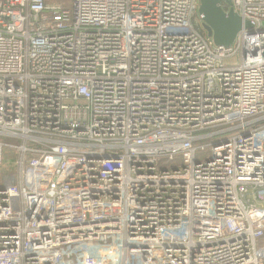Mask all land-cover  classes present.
Segmentation results:
<instances>
[{
    "label": "built area",
    "instance_id": "built-area-1",
    "mask_svg": "<svg viewBox=\"0 0 264 264\" xmlns=\"http://www.w3.org/2000/svg\"><path fill=\"white\" fill-rule=\"evenodd\" d=\"M55 1L0 0V264H264V0Z\"/></svg>",
    "mask_w": 264,
    "mask_h": 264
},
{
    "label": "water",
    "instance_id": "water-1",
    "mask_svg": "<svg viewBox=\"0 0 264 264\" xmlns=\"http://www.w3.org/2000/svg\"><path fill=\"white\" fill-rule=\"evenodd\" d=\"M199 15L204 30L217 47L229 49L243 31L253 33V24L235 11L233 0H199Z\"/></svg>",
    "mask_w": 264,
    "mask_h": 264
},
{
    "label": "rangeland",
    "instance_id": "rangeland-1",
    "mask_svg": "<svg viewBox=\"0 0 264 264\" xmlns=\"http://www.w3.org/2000/svg\"><path fill=\"white\" fill-rule=\"evenodd\" d=\"M48 2H57L48 0ZM17 156L11 151L5 152L3 164L0 166V188L13 183V176L16 174Z\"/></svg>",
    "mask_w": 264,
    "mask_h": 264
},
{
    "label": "trees",
    "instance_id": "trees-1",
    "mask_svg": "<svg viewBox=\"0 0 264 264\" xmlns=\"http://www.w3.org/2000/svg\"><path fill=\"white\" fill-rule=\"evenodd\" d=\"M226 9H228V8L226 7Z\"/></svg>",
    "mask_w": 264,
    "mask_h": 264
}]
</instances>
